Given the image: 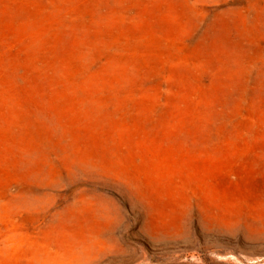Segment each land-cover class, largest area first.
<instances>
[{
  "label": "rangeland",
  "instance_id": "1",
  "mask_svg": "<svg viewBox=\"0 0 264 264\" xmlns=\"http://www.w3.org/2000/svg\"><path fill=\"white\" fill-rule=\"evenodd\" d=\"M0 264H264V0H0Z\"/></svg>",
  "mask_w": 264,
  "mask_h": 264
}]
</instances>
